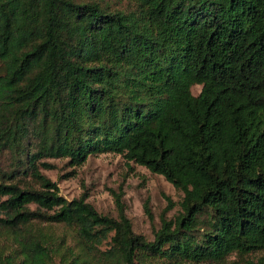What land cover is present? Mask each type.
Segmentation results:
<instances>
[{"label":"trees","instance_id":"1","mask_svg":"<svg viewBox=\"0 0 264 264\" xmlns=\"http://www.w3.org/2000/svg\"><path fill=\"white\" fill-rule=\"evenodd\" d=\"M102 1L0 0V264H264V0ZM107 153L182 193L152 240L39 172Z\"/></svg>","mask_w":264,"mask_h":264},{"label":"rangeland","instance_id":"2","mask_svg":"<svg viewBox=\"0 0 264 264\" xmlns=\"http://www.w3.org/2000/svg\"><path fill=\"white\" fill-rule=\"evenodd\" d=\"M110 8L127 9L129 4L122 0H103ZM201 86H193L191 92L197 96ZM9 154H0V171L7 173L11 165ZM42 162L50 164V168L39 167V172L55 183L59 196L67 201L84 198L100 215L118 220L120 208L130 222L132 231L152 240L159 229L161 220H172L180 213L182 193L156 174L146 168L127 162L117 154H99L89 156L81 166H71L68 159H47ZM8 184L16 183L23 188L40 187L28 174L17 173ZM170 201L171 207L168 209ZM171 208V209H170ZM35 210V205L29 206ZM35 232L51 235L53 239H73V232L63 225L33 222ZM9 235L0 233V252L9 253L15 244ZM258 254L250 256V259ZM236 261L235 256L229 262ZM166 264V263H155Z\"/></svg>","mask_w":264,"mask_h":264}]
</instances>
